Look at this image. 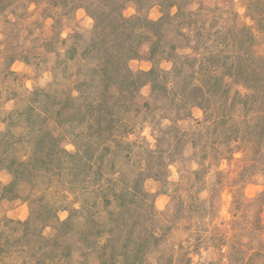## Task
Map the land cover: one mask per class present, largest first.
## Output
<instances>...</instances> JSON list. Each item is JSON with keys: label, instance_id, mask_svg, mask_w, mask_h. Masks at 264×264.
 I'll use <instances>...</instances> for the list:
<instances>
[{"label": "rangeland", "instance_id": "obj_1", "mask_svg": "<svg viewBox=\"0 0 264 264\" xmlns=\"http://www.w3.org/2000/svg\"><path fill=\"white\" fill-rule=\"evenodd\" d=\"M0 264H264V0H0Z\"/></svg>", "mask_w": 264, "mask_h": 264}]
</instances>
